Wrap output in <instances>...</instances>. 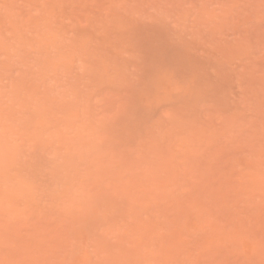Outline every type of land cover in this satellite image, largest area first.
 <instances>
[{
    "label": "rangeland",
    "instance_id": "rangeland-1",
    "mask_svg": "<svg viewBox=\"0 0 264 264\" xmlns=\"http://www.w3.org/2000/svg\"><path fill=\"white\" fill-rule=\"evenodd\" d=\"M0 264H264V0H0Z\"/></svg>",
    "mask_w": 264,
    "mask_h": 264
}]
</instances>
